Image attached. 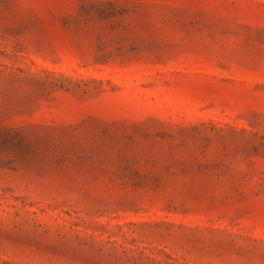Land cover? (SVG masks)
<instances>
[{
	"label": "rangeland",
	"instance_id": "obj_1",
	"mask_svg": "<svg viewBox=\"0 0 264 264\" xmlns=\"http://www.w3.org/2000/svg\"><path fill=\"white\" fill-rule=\"evenodd\" d=\"M0 264H264V0H0Z\"/></svg>",
	"mask_w": 264,
	"mask_h": 264
}]
</instances>
